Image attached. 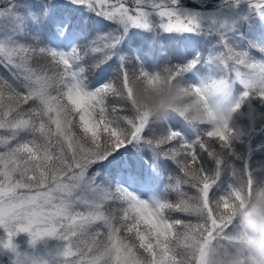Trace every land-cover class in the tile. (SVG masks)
<instances>
[{
  "label": "snow or ice",
  "instance_id": "1",
  "mask_svg": "<svg viewBox=\"0 0 264 264\" xmlns=\"http://www.w3.org/2000/svg\"><path fill=\"white\" fill-rule=\"evenodd\" d=\"M71 2L114 27L69 53L42 47L34 36L27 43L11 36L0 40V67L10 77L0 76V246L14 253L13 264H212L214 242L240 228L234 223L237 209L252 201L257 211L264 206V183L245 165L218 196L216 177L201 166V154L219 166L222 153L246 134L230 120L250 97L264 102V61L225 45L210 59L225 68L228 79L184 87L179 78L197 60L149 72L135 55L120 53L128 29H149L153 13L167 32L199 28L194 16L175 9L177 0ZM248 4L264 11V0ZM114 57L115 65L105 69ZM37 58L44 63L34 64ZM74 61L81 66L74 69ZM96 77L103 82L89 89ZM231 79L243 91L222 108L216 97ZM170 85L178 87L168 110L157 112L137 100L140 89L153 94V104L163 102ZM171 113L208 127L185 141L167 127ZM128 146L141 159L151 152L150 167L157 172L162 159L176 164L160 197L142 199L119 183L126 162L115 178L95 169ZM19 233H27L32 246L46 237L63 245L51 260L21 254L12 243Z\"/></svg>",
  "mask_w": 264,
  "mask_h": 264
},
{
  "label": "rangeland",
  "instance_id": "2",
  "mask_svg": "<svg viewBox=\"0 0 264 264\" xmlns=\"http://www.w3.org/2000/svg\"><path fill=\"white\" fill-rule=\"evenodd\" d=\"M234 1L222 0V2H219L216 6L208 7L207 11L203 10V6L205 5H198L199 8H180L177 4L174 6L181 15L194 16L200 25L199 28H203L205 24H210L212 28V31H210V34H212L211 37L203 33L200 38L206 51L203 53L198 50L194 51V59L198 62L191 71L193 74H196L194 76L196 85L207 83L214 79H228L225 68L214 59L210 58L215 57L218 53L223 51L222 48H225L231 35L236 34V37L240 36L238 41H233L235 43H249L250 47L246 52H248L250 58L256 61H264V54L258 50L259 48H264V11L258 12L249 6L240 7ZM129 3H134V0H129ZM85 12H87V14L92 13L94 17L97 16L100 18V23L105 22L106 24L103 25L102 28L109 30L114 27L109 21L93 12L86 11L81 5L73 4L71 0H0V40L8 39L11 36L12 39L20 42L22 34H30L43 38L52 50L69 53L73 48H79L83 45V36L89 34L88 23L83 18ZM77 13L79 15H77ZM150 19L152 27L149 29H129H133L136 33L140 32L141 34L148 32L151 36V40L146 39L145 41L149 46L153 47L155 46V39H160L163 45H169L166 40L172 41L175 36H180V38L185 39L189 34L195 33L199 29L197 28L192 32H168L170 35L165 37L162 33L167 31L159 28V18L153 13ZM208 28L209 27H206V30ZM86 29L87 34L84 33ZM129 29L124 39L121 41L120 46L123 42H126ZM160 48H163V46ZM150 50L154 49L152 48ZM182 50L183 46L181 45L178 49L171 47L169 49L166 46L164 55H174ZM136 56L141 62H144L143 56L137 54ZM41 60L42 59L38 58V64H41ZM80 66V61H74V69ZM146 70L154 72L152 69ZM0 76L9 77V73L4 68L0 67ZM100 81L101 79L88 84V88L91 89L99 86ZM242 91L243 86L239 81L231 79L228 80L225 91L218 95L216 99L222 108L227 107L230 103L235 102V100L239 98ZM253 102L251 97L245 100L241 105V107L244 106L243 110L239 109L237 112L233 113L232 119L230 120L231 127L246 133L239 139L234 140L236 142L248 143L254 141L252 137L253 127L255 125L258 127H261V125L264 126V120L258 125L255 123L254 118H252L254 114ZM260 103L262 102L260 101ZM262 112L264 113V110ZM241 120H244L242 124L239 123ZM185 129L189 134H194L192 126L185 125ZM256 143L258 142L254 141V144ZM220 166L223 167V164H220L216 168V180L222 174ZM121 171L123 174L119 178V183L129 188L130 191L137 194L140 198L149 200L150 198L161 196L162 189L160 187H152L148 181L151 179L147 178V176L156 178L155 174L157 171L155 168L150 167V171L148 172L141 167L135 169H122ZM144 178H147V182ZM261 183H264V179ZM226 184L227 188L233 185L229 179H227ZM161 185H163L162 182ZM3 239L4 233L0 230V240ZM29 239L30 237L27 233H19L13 237L12 243L15 245L17 252L51 260L54 259L55 254L63 245L62 241L46 237L32 246L29 244ZM13 259L14 253L0 246V264H13Z\"/></svg>",
  "mask_w": 264,
  "mask_h": 264
},
{
  "label": "trees",
  "instance_id": "3",
  "mask_svg": "<svg viewBox=\"0 0 264 264\" xmlns=\"http://www.w3.org/2000/svg\"><path fill=\"white\" fill-rule=\"evenodd\" d=\"M217 1L218 0H186L187 3H191V4H194L195 2L202 3V2H217ZM86 20L89 22V24L99 23L100 18H98L97 16L94 17V15L91 13L86 16ZM132 34L133 33H130L129 35L133 37L134 34L133 35ZM239 39L240 36L236 37V34L231 35L230 39H228L227 41V46L236 51H244L245 50L244 45L235 46L233 42V41H238ZM42 40L43 38H41L40 42L38 43L42 47H45V43ZM200 49L204 51L202 47H200ZM222 49L224 50V48ZM81 55H83V52H81ZM85 60H88L90 62L89 57H86ZM43 63L44 62L42 60L41 64ZM183 63H184L183 59L180 58L174 59L172 60L170 66H168L167 64H166L167 66L164 65L157 66V71L162 70L164 67L184 66ZM111 68L112 67L110 65L107 67V69H111ZM95 79H97V77L94 78V80ZM179 80L181 86L184 87H187L189 85H195L191 77H190V81L188 80L183 81L181 78H179ZM254 120L255 123H257L258 125L261 124L262 121L264 120L263 116L259 114V111H257L256 114L254 115ZM169 124L171 125L173 130L180 132L184 140L188 142H192L195 139L188 137V133L183 127V125L192 126V128L194 129L195 138L197 135H199L202 131H204L207 128V125H203V124H189L182 117L178 116L175 113H171L168 116L167 127H169L168 126ZM253 140L257 141L258 143L254 144V141L248 143H239L233 141L231 151L227 153H222L221 164H223V167L220 166V168L222 169L221 171L222 174L217 178L215 184L213 185V191H215L218 196L224 194V192L227 190V184H226L227 178H230L231 181L235 183L236 178L242 175L245 165H247L248 172L253 177V179L257 183L259 182L261 175L264 172V138L262 133H259L257 139H253ZM151 155H152L151 152L145 150L143 153V159H146ZM143 159H141V157L137 155L135 149H133L131 146H128L125 149H121L120 152L115 155V157L108 158L110 162H114V163H118L124 160L135 161V160H143ZM159 164L163 167V175L168 180L169 177L174 174L176 170V164L170 159H162L159 162ZM201 166L209 175H215L216 177L217 165L213 159L207 156V154L204 153L201 154ZM162 183L164 184V188H163L164 191L166 185L168 184V181H164ZM168 198L175 199V195L168 194ZM234 223H238V221H234Z\"/></svg>",
  "mask_w": 264,
  "mask_h": 264
},
{
  "label": "clouds",
  "instance_id": "4",
  "mask_svg": "<svg viewBox=\"0 0 264 264\" xmlns=\"http://www.w3.org/2000/svg\"><path fill=\"white\" fill-rule=\"evenodd\" d=\"M178 85L166 87L163 102L157 100L153 104V94L137 91V100L142 104L151 105L155 111L168 110L171 98ZM194 118L199 119V113L194 112ZM255 201L244 210L237 209L236 220L240 228L234 233H224L212 248V264H264V206L257 211Z\"/></svg>",
  "mask_w": 264,
  "mask_h": 264
}]
</instances>
